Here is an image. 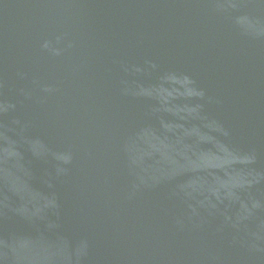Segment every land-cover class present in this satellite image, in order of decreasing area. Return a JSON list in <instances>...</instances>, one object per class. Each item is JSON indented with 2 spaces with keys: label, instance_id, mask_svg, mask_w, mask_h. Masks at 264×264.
<instances>
[{
  "label": "water",
  "instance_id": "obj_1",
  "mask_svg": "<svg viewBox=\"0 0 264 264\" xmlns=\"http://www.w3.org/2000/svg\"><path fill=\"white\" fill-rule=\"evenodd\" d=\"M0 264H264V0H0Z\"/></svg>",
  "mask_w": 264,
  "mask_h": 264
}]
</instances>
